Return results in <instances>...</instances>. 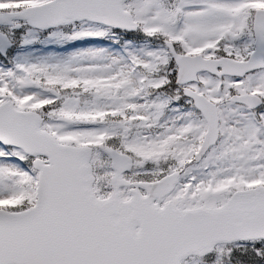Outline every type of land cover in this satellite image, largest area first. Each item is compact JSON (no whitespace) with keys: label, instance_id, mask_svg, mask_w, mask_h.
<instances>
[{"label":"snow or ice","instance_id":"1","mask_svg":"<svg viewBox=\"0 0 264 264\" xmlns=\"http://www.w3.org/2000/svg\"><path fill=\"white\" fill-rule=\"evenodd\" d=\"M0 264H264V0H0Z\"/></svg>","mask_w":264,"mask_h":264}]
</instances>
